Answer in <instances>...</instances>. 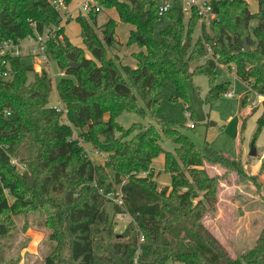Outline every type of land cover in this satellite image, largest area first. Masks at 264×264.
Wrapping results in <instances>:
<instances>
[{"label":"trees","instance_id":"16d2710c","mask_svg":"<svg viewBox=\"0 0 264 264\" xmlns=\"http://www.w3.org/2000/svg\"><path fill=\"white\" fill-rule=\"evenodd\" d=\"M64 1L68 7L72 0ZM98 1L100 7L114 9L120 22L134 27L127 46L137 44L144 51L132 55L135 68L116 57L108 61L117 23L109 19L101 27V38L97 13L76 19L92 58L72 45L61 28L57 35L64 34L63 41L49 40L47 49L51 62L64 74L57 92L66 113L48 107L53 83L47 71L29 82L35 71L31 60H11L12 80L0 83V247L10 236V216L40 211L47 216V226L56 230L57 246L45 264H135L138 253L140 264H264V229L253 248L233 258L204 222L217 213L221 183L219 176L204 169L205 162L221 165L261 188L258 176L248 175L240 159L198 147L178 123L159 121L158 127L134 123L124 129L117 122L123 113L153 116L160 106L155 96L165 81L174 84L192 112L184 80L200 96L193 81L206 76L209 89L204 101L213 105L231 85L217 82L219 65L234 69L250 91L264 96V0L256 14L246 0L212 2L218 20L212 22L211 33L202 31L195 43L196 12L187 27L180 8L166 14L163 18L171 24L158 42L153 37L161 18L157 2ZM254 20L257 25L251 28ZM61 21L49 0H0V42L43 34ZM202 60L205 64L194 67ZM257 125L259 134L264 112ZM75 130L108 155L104 165L93 163L74 139ZM165 140L177 146L174 153L163 149ZM161 155L171 184L159 189L150 167ZM12 159L28 171L20 174ZM263 171L264 163L260 174ZM142 173L149 174L140 177ZM108 204L113 205V219ZM122 213L133 221L120 235L114 233V218ZM0 264H5L2 249Z\"/></svg>","mask_w":264,"mask_h":264},{"label":"rangeland","instance_id":"374dc122","mask_svg":"<svg viewBox=\"0 0 264 264\" xmlns=\"http://www.w3.org/2000/svg\"><path fill=\"white\" fill-rule=\"evenodd\" d=\"M72 2L74 5L79 3L78 0L71 1L68 7L71 6ZM246 3L249 5V11L252 14L258 13L260 0H246ZM103 9L104 11L111 10L105 7ZM66 13L67 9H64L62 16L65 17ZM84 17H89V15ZM112 17L117 23L116 30L119 39L122 42H127L130 37V27L120 22L119 19L117 20L115 12H113ZM189 18L190 16L185 15V27H187ZM98 20L101 24L105 20V15L100 14ZM216 20H218L217 16L209 24L202 26L199 19L192 36V42L195 43L199 40L202 31L204 34H210L212 22ZM170 24L171 22L164 18L158 20L153 35L156 41H162V32ZM256 25L257 21H252L251 28ZM66 33L72 43L82 47L87 56L91 55L83 44L81 28L76 20H72L67 25ZM99 35L102 38L101 32ZM127 47L132 46L126 45V47L120 48L118 45H114V51L113 49L107 51H110L112 58L115 56L123 65L129 66L133 63L131 56L134 53L131 54L132 50H128ZM210 57L211 52L209 50L207 58ZM31 63H33L35 71L33 75H30L29 82L39 79L42 74L39 71L40 66H45L53 83L48 107L64 108L57 92V84L64 76L62 70L56 63H50L47 66L46 64L42 65L39 61L34 63L31 60ZM202 64H205L204 60L195 64L194 67ZM217 73L218 83H231L230 91H234V97L227 98L224 95L213 105L205 104L203 107L206 116L205 122L201 123L195 118H191V112L187 109L186 103L178 96L177 88L170 81L162 83L161 89L155 96L156 100L160 102V106L153 116L141 118L133 113H123L117 122L124 129L130 128L134 123H141L145 127H158L159 121L178 123L184 127L183 132L195 145L200 148L207 147L217 154L226 155L235 160L240 159L248 175L259 177L262 183L261 188L250 179H241L235 172L229 171L221 165L204 163V169L211 176L221 178L217 213L205 218V225L220 240L230 256L236 258L255 246L264 229V171L260 174L264 163V129L257 134V122L264 112V97H262L261 104L253 107L252 103L257 104L262 95L250 91L248 85L236 76L234 69L229 70L227 66L219 65ZM193 84L198 87L200 98L204 100L209 89L208 77L198 76L194 79ZM63 118L65 119V117ZM244 118L246 119L245 125L243 124ZM191 123H194L196 128L190 129ZM81 135L80 130L74 131V139L79 141L80 146L83 147L93 163L104 165L108 155L99 153L93 145L86 143ZM133 136L131 135L129 139ZM162 147L166 152L174 153L177 146L171 140H165ZM253 149L257 152L256 157L250 156ZM150 171L154 174V180L158 183L159 189L171 184V176L164 172V155L153 162ZM148 174L142 173L139 176L145 177ZM9 201L12 203L13 199L9 197ZM106 208L110 218L113 219V205L108 204ZM114 219V233L123 234L129 223L120 221L119 217ZM10 220V236L1 241L2 246L0 247L3 251L5 264H45V259L57 246L53 239L56 230L47 226L46 214L36 211L12 215ZM167 264L180 263L168 261Z\"/></svg>","mask_w":264,"mask_h":264},{"label":"built area","instance_id":"2783aa9c","mask_svg":"<svg viewBox=\"0 0 264 264\" xmlns=\"http://www.w3.org/2000/svg\"><path fill=\"white\" fill-rule=\"evenodd\" d=\"M158 4V14L161 18H163L166 14L172 11L174 8H180L184 15L192 16L193 12H196L199 16L200 23L209 24V22L216 17L214 13L211 3L212 2H223L227 0H154ZM234 1V0H228ZM51 6L61 14L62 11L66 9V4L64 0H49ZM103 9L99 5L98 0H85V2L81 6V11L84 15H89L90 13H99ZM69 20L68 14L65 17L62 16V21L59 26L52 27L47 29L43 34H37L36 36H28L27 38L19 41L13 40H3L0 42V83L8 82L12 80V66L11 60L12 59H30L34 63L39 61L42 65L46 64L49 65L51 62L47 43L49 40H56V41H63L64 34L57 35V32L63 28V23ZM35 69V67H34ZM40 73L43 71H47L45 66H40L39 69ZM225 97L233 98L234 91H229ZM262 97L260 96L259 102L256 104L255 102L252 103V106L255 107L258 104L262 103ZM59 112H64V108H56ZM191 112V110H189ZM192 113V112H191ZM190 113V116H191ZM196 125L191 123L189 125L190 129H194ZM11 164L16 168L19 173H24L27 171V167L16 159L11 160ZM109 198H112L110 196ZM119 203V201H116ZM119 220L122 222L131 223L133 221L132 217L127 213H122L119 216ZM141 242H144V238L141 237ZM139 254V253H138ZM135 258L134 263L140 264L138 261V255Z\"/></svg>","mask_w":264,"mask_h":264},{"label":"crops","instance_id":"0c3cea01","mask_svg":"<svg viewBox=\"0 0 264 264\" xmlns=\"http://www.w3.org/2000/svg\"><path fill=\"white\" fill-rule=\"evenodd\" d=\"M72 1H75V0H72ZM79 1V3L77 4V5H74L73 4V2H72V4H71V6H69V7H67L66 9H67V13L66 14H68V16H69V20L68 21H66V22H64L63 23V28H64V30H65V36L68 38V36H67V33H66V28H67V25L72 21V20H76L79 16H88V15H84L83 14V12L81 11V6H82V4L85 2V0H78ZM122 1V0H121ZM103 9V8H102ZM113 12H115L116 14H117V12L114 10V9H111V10H106V11H104V9L101 11V12H99V13H97V15L99 16L100 14H104L105 15V20H103V22L101 23V24H99V20H98V16H97V27H98V32L100 33L101 32V27H103L107 22H108V20L109 19H113V17H112V14H113ZM119 19V16H118V14H117V20ZM114 20V19H113ZM115 21V20H114ZM119 21H120V19H119ZM128 25V24H127ZM129 27H130V34H131V32L134 30V27H132L131 25H128ZM81 28V27H80ZM130 38V37H129ZM69 39V38H68ZM70 41V40H69ZM115 46H119L120 48H123L124 46L126 47V45H127V42H122L120 39H119V37H118V35H117V30H116V32H115ZM71 42V41H70ZM72 43V42H71ZM72 44H74V43H72ZM75 45V44H74ZM75 46H77V45H75ZM77 47H79V46H77ZM82 48V47H81ZM128 48V47H127ZM112 49H113V47H112ZM128 50H132V52H131V54H133V53H139V52H141V51H144V49H141L138 45H133L132 47H130V48H128ZM113 51H114V49H113ZM115 54V53H114ZM130 54V55H131ZM89 58H92V56L91 55H89L88 56ZM115 57V56H114ZM132 57V56H131ZM133 60V63L132 64H130L129 66H131L132 68H135L136 67V61H135V59L133 58L132 59ZM196 128V127H195ZM219 240V239H218ZM220 241V240H219Z\"/></svg>","mask_w":264,"mask_h":264},{"label":"water","instance_id":"95a60500","mask_svg":"<svg viewBox=\"0 0 264 264\" xmlns=\"http://www.w3.org/2000/svg\"><path fill=\"white\" fill-rule=\"evenodd\" d=\"M107 55H108V61L111 60L112 58V54L110 53V51H107ZM74 68H78L75 65H72ZM184 85L187 88V94H188V98H189V103H190V107L192 108V112L195 116V119L198 122H205L206 121V116L203 110V107L205 105V101L203 99L200 98V96H198L195 92L194 86L189 83L188 81L184 80ZM213 124V123H212ZM214 125V124H213ZM257 152L253 149L250 153L251 157H256Z\"/></svg>","mask_w":264,"mask_h":264}]
</instances>
